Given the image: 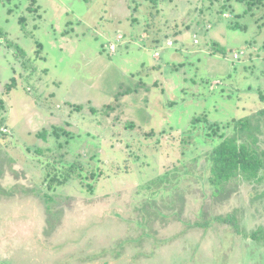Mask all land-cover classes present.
<instances>
[{
	"label": "rangeland",
	"instance_id": "1",
	"mask_svg": "<svg viewBox=\"0 0 264 264\" xmlns=\"http://www.w3.org/2000/svg\"><path fill=\"white\" fill-rule=\"evenodd\" d=\"M263 110L264 5L0 0V264H264V169L208 183Z\"/></svg>",
	"mask_w": 264,
	"mask_h": 264
},
{
	"label": "trees",
	"instance_id": "2",
	"mask_svg": "<svg viewBox=\"0 0 264 264\" xmlns=\"http://www.w3.org/2000/svg\"><path fill=\"white\" fill-rule=\"evenodd\" d=\"M238 2H245L249 7H256L264 5V0H237ZM221 54H225V50H220ZM262 117L264 110L259 113ZM205 119L193 118L191 121L192 127L199 125ZM244 121V123H242ZM205 125V124H204ZM251 125L248 119L232 120L231 129L229 135H224L222 140L217 146H215L212 152L208 156V163L210 167V176L208 183L214 189H219L224 184H227L231 179L237 176H243L247 179H257L258 173L264 169V157L259 155L256 150L253 149L255 145V139H251L248 142L244 139L245 135L251 137ZM257 125L254 131L258 132ZM249 129V133H248ZM56 135V133H55ZM66 138H69V134L64 132ZM61 137V136H60ZM60 137H56L59 140ZM43 141H47L48 133L43 132L40 137ZM72 138V137H71ZM67 142V141H66ZM60 144V143H59ZM60 146V145H59ZM74 166H70L66 173H59V178L56 176L49 180V189H52V183L55 186H62L69 180H71ZM52 185V186H51ZM253 237L256 238L255 235Z\"/></svg>",
	"mask_w": 264,
	"mask_h": 264
},
{
	"label": "crops",
	"instance_id": "3",
	"mask_svg": "<svg viewBox=\"0 0 264 264\" xmlns=\"http://www.w3.org/2000/svg\"><path fill=\"white\" fill-rule=\"evenodd\" d=\"M195 43H197V42H195ZM171 51H172V50H169V52H171ZM169 52L164 53V55L167 54V57H168V58L172 57V55H173V57H174V53H173V52L169 53ZM155 65L157 66V64H154L153 66H155ZM157 67H158V66H157Z\"/></svg>",
	"mask_w": 264,
	"mask_h": 264
},
{
	"label": "built area",
	"instance_id": "4",
	"mask_svg": "<svg viewBox=\"0 0 264 264\" xmlns=\"http://www.w3.org/2000/svg\"><path fill=\"white\" fill-rule=\"evenodd\" d=\"M234 57H235V59H237V58H238V56H237V55H235Z\"/></svg>",
	"mask_w": 264,
	"mask_h": 264
}]
</instances>
